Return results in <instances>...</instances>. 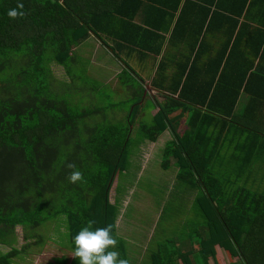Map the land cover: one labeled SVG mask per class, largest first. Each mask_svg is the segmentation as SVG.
Segmentation results:
<instances>
[{
    "label": "trees",
    "instance_id": "1",
    "mask_svg": "<svg viewBox=\"0 0 264 264\" xmlns=\"http://www.w3.org/2000/svg\"><path fill=\"white\" fill-rule=\"evenodd\" d=\"M90 35L119 61L106 83L71 56ZM149 63L160 99L143 96ZM107 88L122 99L104 103ZM145 105L153 115L140 121ZM165 131L163 167L194 192L201 232L164 238L146 264H198L195 254L202 264H219L218 254L264 264V194L214 168L222 147L244 163L264 148V0H0V264H18L29 238L46 242L38 226L55 218L69 242L89 222L110 227L111 250L136 264L115 233L120 203L109 193L131 146ZM71 257L62 264H78Z\"/></svg>",
    "mask_w": 264,
    "mask_h": 264
},
{
    "label": "rangeland",
    "instance_id": "2",
    "mask_svg": "<svg viewBox=\"0 0 264 264\" xmlns=\"http://www.w3.org/2000/svg\"><path fill=\"white\" fill-rule=\"evenodd\" d=\"M92 40L97 41L96 39ZM99 43L101 46L103 45L101 41ZM101 46H94V50L89 53L91 55H86L80 51L76 53L77 57L81 60L87 61V67L91 71H93L92 69L95 70L93 75L98 78L97 73H100L103 78L100 80L106 83L112 80L113 74L120 66L111 64L113 60H117L113 56H109V58L107 55H102L104 51ZM97 57L99 58L97 59ZM99 59L106 60V63L97 62ZM131 63L135 66V62ZM103 66L107 67L103 70ZM108 66H110V70ZM113 67L114 70H111ZM152 67L153 65L149 63L147 69L143 72L146 82L145 89L149 93L151 92V98L154 96L160 99L161 97L155 91H152L149 86ZM98 69H102L103 71H98ZM53 71L56 76H59L63 70L55 66L53 67ZM94 76L93 78H95ZM110 87L114 89L115 83L111 82ZM107 89L102 91L112 95V97L106 98L104 103L107 101L118 102L122 99L114 91L109 88ZM148 98L149 96L147 98L144 97L143 101L149 102ZM146 106L142 107L139 112L138 119L140 121L142 119L149 120L153 115V110L147 109L145 111ZM120 115V113H116L113 117L118 118ZM180 128L182 129V125H180ZM135 131L136 124L132 128L133 135ZM169 137L168 132L165 131L159 135V138L155 142H144L138 148L131 146L128 166L125 171L121 172L117 177L115 176L110 189V201L114 202L117 198L116 200L120 203L115 233L125 240L127 255L130 261H135L136 264L148 263L151 250L159 241H163L164 238H174L175 236H179L181 232L191 235L201 232V227L198 226L200 223H197L199 222L197 209L193 206L194 192L189 189L186 190L185 185L181 187L177 186L175 166L163 167V149L165 141ZM227 138H229V135L226 136ZM223 148L221 150L223 151L224 160L233 163L232 155L227 156ZM231 149H234L233 146ZM223 158L220 156L215 164L213 161L211 163L215 165L216 173L224 175L227 179L232 180L238 185L240 184L257 192L261 191L259 190V185L261 184L248 182L244 176L246 170L239 168L240 166H234L231 174L232 167L223 166ZM117 178L119 186L115 187ZM116 192H119V194L115 197ZM59 219H50L38 226V235L46 238V242L38 245L35 243V239L29 238L28 242L30 243L25 249L26 252L20 256L23 258L18 261V264H62L63 257L69 259V262L71 261L74 247L72 246V242H69L71 240L66 236L67 232L63 229L65 227H63ZM59 227L61 228L60 232L58 231ZM15 234L16 240L13 245L20 248L26 243L24 240L25 232L20 226H16ZM181 236L184 237V234H181ZM7 247L2 246L0 250L5 251ZM189 247V245L183 246L185 250ZM195 257L198 259V264H202L199 255L195 254ZM227 260L233 259L228 255L218 254L217 261L219 264H225Z\"/></svg>",
    "mask_w": 264,
    "mask_h": 264
},
{
    "label": "clouds",
    "instance_id": "3",
    "mask_svg": "<svg viewBox=\"0 0 264 264\" xmlns=\"http://www.w3.org/2000/svg\"><path fill=\"white\" fill-rule=\"evenodd\" d=\"M10 17H15L17 11L12 9L8 12ZM79 174L73 175L72 179L78 178ZM73 257L78 258V264H127L120 259L114 249L117 241L111 235L110 227L92 228V223L82 227L72 237Z\"/></svg>",
    "mask_w": 264,
    "mask_h": 264
},
{
    "label": "crops",
    "instance_id": "4",
    "mask_svg": "<svg viewBox=\"0 0 264 264\" xmlns=\"http://www.w3.org/2000/svg\"><path fill=\"white\" fill-rule=\"evenodd\" d=\"M92 39H96V38L93 37L92 35H90L87 39H85L79 45H77L72 50L71 56L74 57L77 54L76 52H79V51L80 52H83L86 55H91L89 53H91L94 50V48H93L94 46H101V44L99 43L98 39H96L97 40L96 42H95V40H92ZM91 41H93V42H91ZM106 41H108V40H106ZM101 47H102V49L104 51L102 55H107L108 57L111 56L110 53L107 51L108 49L104 45H102ZM98 58L99 57H97V59ZM100 61L103 62V63H106V60H104V59L103 60L102 59L101 60L100 59L97 60V62H100ZM91 62H92V59H91ZM111 64L112 65H119L120 66L118 60H113V62H111ZM112 65H111V67H112ZM105 67H107V66H103L102 69L104 70ZM109 67L110 66H108V69L110 70ZM133 67L135 69H137V70H143L137 64H135V66H133ZM102 69H98V71H101ZM111 70H114V67L111 68ZM119 70H120V67H119L118 70L115 71V73L113 74V77L111 79L114 78V75ZM100 78H102V75L101 74H100ZM248 135H250V134H248ZM242 137L244 138L245 136L243 135ZM251 137H252L251 138V142H254L253 135ZM242 139L239 138V141H242ZM252 148H254L253 149V154H256L255 157H253L248 163H244L243 161L242 162L241 161H239V162H233L229 166V167H232V169H231L230 172L232 174V171H233V167L234 166H240L239 168L245 169L246 172H244V176L247 178V181L248 182H251L253 184H261V185H259V188H260L259 190H261L260 193H263L264 194V148H262L260 146H257V147L255 146V147H252ZM258 155H260V156H258ZM221 157L223 158V156H221ZM222 161L225 162L226 160H224V158H223ZM117 181H118V178H117ZM117 220H118V217H117ZM117 220H116V224H117Z\"/></svg>",
    "mask_w": 264,
    "mask_h": 264
},
{
    "label": "water",
    "instance_id": "5",
    "mask_svg": "<svg viewBox=\"0 0 264 264\" xmlns=\"http://www.w3.org/2000/svg\"><path fill=\"white\" fill-rule=\"evenodd\" d=\"M147 92V90L145 89V91H144V94L143 95H145V93Z\"/></svg>",
    "mask_w": 264,
    "mask_h": 264
}]
</instances>
